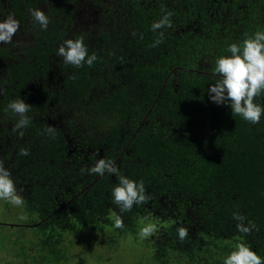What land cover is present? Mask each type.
Segmentation results:
<instances>
[{
  "label": "trees",
  "instance_id": "obj_1",
  "mask_svg": "<svg viewBox=\"0 0 264 264\" xmlns=\"http://www.w3.org/2000/svg\"><path fill=\"white\" fill-rule=\"evenodd\" d=\"M124 1L133 3L125 10V27H117V0L103 33L112 50L108 72L115 75H109L108 81L114 89L92 116L101 130L107 122L103 139L118 154L120 173L143 180L152 198L120 213L111 196L118 183L115 174L86 178L77 174L70 191L68 172L56 177H49L46 169L42 174L34 172L35 184L66 185L57 190L59 249L49 245V252L58 254L54 257L59 261L64 259L60 246L67 228L77 232L82 226L110 225L116 229L114 214H120L123 228L118 231L124 233L134 229L140 218L164 219L168 214L174 215V223L159 226L151 237L157 264H170L172 258L177 264H223L239 242L264 258V114L253 125L234 117L230 104L218 105L209 96L211 85L220 78L214 72L216 60L231 55L230 44L264 31V0ZM165 11L174 13L173 27L154 33L151 25ZM159 31L165 39L153 47ZM80 75L85 73H76ZM58 100L66 105L72 97L61 93ZM255 102L264 105V93ZM37 191L38 209L44 217L52 215L56 193ZM234 213L245 216L246 226L248 221L255 224L250 234L238 232ZM46 224L51 225L52 218ZM181 226L189 230L184 241L178 238ZM46 243L51 240L44 239Z\"/></svg>",
  "mask_w": 264,
  "mask_h": 264
},
{
  "label": "flooded vegetation",
  "instance_id": "obj_2",
  "mask_svg": "<svg viewBox=\"0 0 264 264\" xmlns=\"http://www.w3.org/2000/svg\"><path fill=\"white\" fill-rule=\"evenodd\" d=\"M116 2L117 0H0V19L11 13L20 22L12 43L0 44V160L10 169L17 191L25 200L20 208L25 212L26 220L12 225L31 228L35 240L25 250L20 248L24 245L21 238L20 241L10 238L13 240L10 242L13 248L9 249L11 253L6 248L2 249L5 252L0 250V264H29L28 260L35 264L43 260L39 251L50 253L49 245L53 250L59 249L57 222L60 204L57 190L66 188V185L59 184L58 181L55 185L35 184L32 176L34 172L42 174L46 169L49 177H56L61 171H66L71 176L68 190L72 191L74 177L82 174L81 169L91 168L100 158L114 160L118 156L116 152L112 153L103 139L108 128L107 122L101 130L100 124L92 116L107 92L114 89V84L108 81L109 75H115L108 72V60L113 59L112 50L108 48L103 33L110 25L107 16L115 11ZM128 6L133 7V3L118 0V28L125 27L124 13ZM32 9L42 10L49 17L47 30L34 22L30 14ZM80 36L84 37L89 55L95 52L98 58L92 66L85 63L83 67L71 65L67 69L63 58L57 56L58 48L65 40H75ZM122 51L123 47L119 49V55H122ZM135 53L136 50L133 51V56ZM77 72H84L85 75L76 76ZM72 75L76 76L75 80L70 78ZM61 93H70L72 100L66 105L60 104L58 97ZM17 97L32 105L28 113L32 122L24 130L23 138L12 131L18 117L7 108ZM48 125L56 127L55 139L45 133ZM138 131L139 127L133 132L130 141ZM21 148H28L30 154L18 155ZM119 159L118 156L115 162ZM83 175L86 178L91 174L85 171ZM39 189H52L56 193L52 215L44 217L43 210L38 209ZM9 205L10 203L0 200V214L5 213ZM166 215L167 218L162 220L174 223V215ZM50 218L52 224L43 225ZM66 231H69L68 228ZM44 239H50L51 243L45 245Z\"/></svg>",
  "mask_w": 264,
  "mask_h": 264
},
{
  "label": "clouds",
  "instance_id": "obj_3",
  "mask_svg": "<svg viewBox=\"0 0 264 264\" xmlns=\"http://www.w3.org/2000/svg\"><path fill=\"white\" fill-rule=\"evenodd\" d=\"M30 14L34 22L39 23L43 30H47L50 21L44 11L32 9ZM173 15L174 13L165 11L164 15L151 25V30L155 33L158 30L172 28L171 17ZM19 28L20 22L14 14L10 13L6 18L0 19V44L12 43ZM164 39V32L159 31L152 46L158 47ZM227 51L231 55H222L215 62L214 72L220 78L209 89L210 99L218 105L230 104L234 117L241 116L244 120L256 125L264 114V105L255 102L256 97L264 93V31H256L240 44H230ZM57 56L62 57L65 64H71L77 68L83 67L85 63L92 66L98 58L95 52L89 55L83 36L75 40H65L59 46ZM70 78L75 80L76 76L72 75ZM7 108L18 117L12 131L23 138L24 130L32 122L28 115L32 105L26 103L21 97H17L8 104ZM45 133L55 139L56 127L48 125ZM29 154L28 148H21L18 153L20 156ZM85 171L100 176L105 173L115 174L118 183L112 189L111 196L120 213L131 211L134 205H142L152 198L150 194H146L144 181H136L122 175L113 159L100 158L91 168L81 169L82 174ZM0 200L16 207L25 204L23 196L17 191L11 171L5 167L3 160H0ZM234 219L238 221L236 225L238 232L244 235L250 234L255 228V224L251 221H248L246 226V218L240 213H234ZM114 227L123 228V220L120 214H114ZM158 227V222L149 221L140 230V238L151 237L156 233ZM177 232L180 241H184L189 235L188 228L183 226L179 227ZM223 264H264V258L250 245L239 242L235 245V250L231 251L224 259Z\"/></svg>",
  "mask_w": 264,
  "mask_h": 264
},
{
  "label": "rangeland",
  "instance_id": "obj_4",
  "mask_svg": "<svg viewBox=\"0 0 264 264\" xmlns=\"http://www.w3.org/2000/svg\"><path fill=\"white\" fill-rule=\"evenodd\" d=\"M9 206L5 213L0 214V250L6 248L10 251L9 249L13 248L11 245L13 240L10 238H17L18 241L21 238L24 245L20 248L26 250V247L32 246L30 242H35L34 231L29 227L12 225L15 222H24L26 214L20 207L12 204ZM149 221L158 222L159 226L168 223L161 218L150 216L147 220L140 218L134 229L126 230L124 233L110 225L95 227L88 225L82 226L77 232L65 231L63 234L65 240L60 246L62 253L66 254L64 259L59 261L52 253L39 251L43 260L35 264H157L156 250L153 246L155 240L151 241L152 236L145 239L139 236L140 230ZM169 223L165 227H169ZM26 261L25 257V263ZM27 262L32 264L30 260ZM170 264H177L175 258H172Z\"/></svg>",
  "mask_w": 264,
  "mask_h": 264
}]
</instances>
